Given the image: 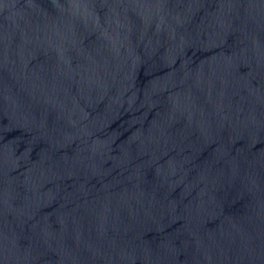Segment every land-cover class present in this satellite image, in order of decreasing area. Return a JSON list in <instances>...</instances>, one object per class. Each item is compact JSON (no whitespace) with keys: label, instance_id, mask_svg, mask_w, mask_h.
I'll list each match as a JSON object with an SVG mask.
<instances>
[{"label":"water","instance_id":"95a60500","mask_svg":"<svg viewBox=\"0 0 264 264\" xmlns=\"http://www.w3.org/2000/svg\"><path fill=\"white\" fill-rule=\"evenodd\" d=\"M0 264H264V0H0Z\"/></svg>","mask_w":264,"mask_h":264}]
</instances>
